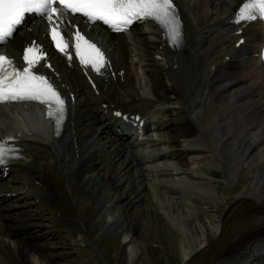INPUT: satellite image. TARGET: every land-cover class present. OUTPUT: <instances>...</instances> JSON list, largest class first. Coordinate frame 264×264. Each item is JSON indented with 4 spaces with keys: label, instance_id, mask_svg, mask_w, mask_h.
Segmentation results:
<instances>
[{
    "label": "bare ground",
    "instance_id": "obj_1",
    "mask_svg": "<svg viewBox=\"0 0 264 264\" xmlns=\"http://www.w3.org/2000/svg\"><path fill=\"white\" fill-rule=\"evenodd\" d=\"M239 1L181 0L183 43L178 49L169 47L155 26L150 34L142 23L133 26L130 35L110 33L116 46L107 49L120 86L112 87L98 77L93 88L76 65H68L61 55L56 57L52 73L62 89L75 96L58 137L38 134L34 125L43 116L28 104L11 109L34 116L29 131L15 128L9 114L0 109L4 129L14 132L24 148L23 158L9 164V171L17 174L8 182L0 177V203L5 202L0 207V264H85L87 258L96 263L92 255L79 262L69 260L66 256L73 252L56 251L65 246L83 255L95 248L105 253L104 247H113L116 264H127L132 257L134 264L143 251L133 256L137 247L133 244L144 237L156 244V253L151 252L139 264L264 260V64L252 54L254 44L264 35V26L254 21L241 34H234L237 26L230 17ZM39 30L36 25L9 42L21 46L28 35L44 41ZM240 35L245 40L236 47ZM130 37L134 40L129 41ZM120 49L125 53L124 69ZM126 61L135 74L140 67L138 81L132 78ZM157 80L163 91L155 94ZM124 96L135 107L149 96V106L139 112L145 121H153L146 136L150 140L157 131L155 148H146L148 142H143L140 150L133 139L126 140L136 138L138 132L131 118L137 112L115 101ZM117 110L119 115L114 114ZM194 112H198L196 119L191 116ZM128 147L131 150L125 159ZM29 157L38 162L39 169L31 170L23 161ZM188 158L196 163L188 165ZM135 159L136 171L130 167ZM200 162L197 176L187 171ZM22 169L29 172L22 174ZM143 175L151 176L147 186L155 190L160 212L145 201L139 178ZM42 176L59 185L55 202L61 203L62 198L63 206L52 201ZM224 184L228 204L218 197V190L226 189ZM194 187L200 189L192 191ZM197 194L198 200L191 197ZM33 206L36 208L31 209ZM210 207L218 212L206 210ZM65 209L67 214L69 210L75 214L65 216ZM138 212L144 215L141 233L131 227L129 219ZM13 213L25 220L6 224L4 220L14 217ZM165 218L168 223L164 226ZM206 219L216 223L213 233ZM173 236L181 241V249L176 248Z\"/></svg>",
    "mask_w": 264,
    "mask_h": 264
},
{
    "label": "snow or ice",
    "instance_id": "obj_2",
    "mask_svg": "<svg viewBox=\"0 0 264 264\" xmlns=\"http://www.w3.org/2000/svg\"><path fill=\"white\" fill-rule=\"evenodd\" d=\"M26 13H38L52 23L54 18L59 19L65 14H80L87 22L102 21L116 32L127 30L137 21L154 23L167 33L174 45H179L183 36L174 0H0V44L13 36ZM258 19L264 21V0H247L235 14L234 22L241 25ZM50 37L55 48L66 53L68 45L59 24L51 27ZM74 39L81 65H91L92 70L99 72L105 64L104 53L78 29ZM43 59H46V54L35 45L23 50L26 65L23 68L0 55V104L36 102L45 106L48 117L59 125L65 116L66 103L50 78L34 71ZM17 151L8 147L6 142H0V165L16 158L11 154Z\"/></svg>",
    "mask_w": 264,
    "mask_h": 264
},
{
    "label": "rangeland",
    "instance_id": "obj_3",
    "mask_svg": "<svg viewBox=\"0 0 264 264\" xmlns=\"http://www.w3.org/2000/svg\"><path fill=\"white\" fill-rule=\"evenodd\" d=\"M76 182V181H75ZM52 184H54V185H56V186H59L58 184H55V183H52ZM151 187H152V185H151ZM153 188V187H152ZM53 192H52V194H53V198H52V201L53 202H57V197L58 196H55V193H56V195H57V190H52ZM153 191L155 192V190L153 189ZM148 192V193H147ZM147 192H145V198H146V200H147V202L149 203V205H151V206H153L154 208H156V210L157 211H161L162 210V207H161V205H160V203H159V201L157 200V197L151 192V190H148ZM222 192H223V190L221 191H218V194L220 195V199H222L221 197H227V194L224 192V195L222 194ZM144 193V192H143ZM50 195V194H49ZM45 196H46V198H48L49 199V197H48V194L47 193H45ZM82 196H83V198L86 196V193L84 192L83 194H82ZM55 197V198H54ZM61 197V196H60ZM50 198H51V196H50ZM149 199V200H148ZM50 200V199H49ZM86 200H87V198H86ZM55 202V204H59V205H62L63 206V204L64 203H66L65 202V200L64 199H62L61 198V203H56ZM159 203V204H158ZM156 206V207H155ZM160 207V208H159ZM160 209V210H159ZM217 210V209H216ZM67 211H66V209L63 211V215H65V216H68V217H70L69 215H73V214H75V213H71L72 211H68V214L66 213ZM66 213V214H65ZM85 214V216L86 215H88V213L86 214V213H84ZM137 216H135V215H132L131 216V218H129V219H131V224L133 225H131V227L132 228H134V230H136L137 229V232H138V229H139V233H141L140 232V228H141V224H140V221H142V219L144 218V215H143V213H137L136 214ZM64 216V217H65ZM135 217V218H134ZM113 220L111 217H108L107 218V220H109V221H111V220ZM166 220H164V219H162V222H164L163 224H164V226L165 225H167V218H165ZM132 220L134 221V222H136L137 223V221H139L137 224L136 223H134V222H132ZM164 220V221H163ZM207 221H209L208 219H206ZM47 221V220H46ZM45 222V221H44ZM166 223V224H165ZM85 225V224H84ZM216 223L215 222H213V221H209V223H208V226H209V228H210V230H211V232L213 233L214 231H215V229H216ZM85 228H86V225H85ZM174 237V239H176L175 241L177 242V247L176 248H178V249H181L182 248V244H181V241L177 238V237H175V236H173ZM201 237V236H200ZM56 238V237H55ZM202 239L204 238V236H202L201 237ZM201 238H200V240H201ZM122 239H124V240H128L129 238H127V237H122ZM144 239V240H143ZM137 242L138 243H134L133 245H137V247H135L134 248V254H133V256L134 255H136V254H138V256H139V253H141V251H143V256H141L140 258H138V260L134 263V264H139V261H144V259H145V257L147 258L149 255H150V253L151 252H155L156 253V247H154L156 244L155 243H153V242H150L149 241V239H145V237L144 238H142V239H138L137 240ZM147 243V244H146ZM149 243H150V245H151V247H149ZM154 245V246H153ZM59 248V249H58ZM67 248H69V247H57L56 248V251H58V250H60V251H67ZM141 250H140V249ZM103 249H106L105 250V253L104 252H102V251H98V250H95V253H93L94 255H95V257L94 258H96V256L98 255V258H99V264H105L104 263V261H107L108 262V264H116L117 263V261H116V258H115V251H114V248L113 247H104ZM69 252V251H68ZM91 252H93V251H91ZM91 252H88V253H86L85 255H83V253L82 252H79V251H77V249L76 250H74L73 251V253H75L76 255H78L79 256V258L78 259H73L75 262H79V261H81L82 259H84V258H86V257H88V256H90V255H92L93 256V254L91 253ZM99 254H98V253ZM117 254H118V256L120 257V255H122V252L121 251H118L117 252ZM76 255H74V254H71L70 255V257H72V258H77L78 256H76ZM137 256V257H138ZM67 258H68V256H66ZM118 257V258H119ZM136 257V256H135ZM69 260L71 259V258H68ZM105 259V260H104ZM132 259H133V257L132 258H130L129 259V261H128V263L127 264H132ZM72 260V259H71ZM72 260V261H73ZM85 260V259H84ZM88 262H85V264H91L92 263V261L91 260H94L93 258H87L86 259ZM104 260V261H103ZM97 262V261H96ZM65 263H69L68 261H66ZM71 263H73L74 264V262H70L69 264H71ZM228 264H230V262L228 263ZM233 264V263H232Z\"/></svg>",
    "mask_w": 264,
    "mask_h": 264
}]
</instances>
